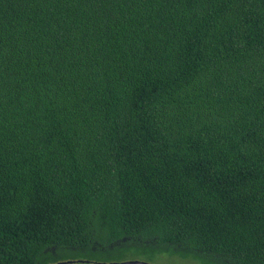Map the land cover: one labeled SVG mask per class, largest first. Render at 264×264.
I'll return each mask as SVG.
<instances>
[{"label":"trees","instance_id":"1","mask_svg":"<svg viewBox=\"0 0 264 264\" xmlns=\"http://www.w3.org/2000/svg\"><path fill=\"white\" fill-rule=\"evenodd\" d=\"M149 246L264 264V0H0V264Z\"/></svg>","mask_w":264,"mask_h":264},{"label":"rangeland","instance_id":"2","mask_svg":"<svg viewBox=\"0 0 264 264\" xmlns=\"http://www.w3.org/2000/svg\"><path fill=\"white\" fill-rule=\"evenodd\" d=\"M165 248V246H164ZM175 251V248H173ZM91 255L79 253L69 248H64L59 251L58 255H64V259L67 258H91L102 262H123L126 260H138L152 264H203L201 260L193 259L192 257H183L176 253H172L170 250L164 252H156L153 246H149L143 250L139 248H132L126 253L117 251L115 254L104 252L101 253L92 248Z\"/></svg>","mask_w":264,"mask_h":264},{"label":"water","instance_id":"3","mask_svg":"<svg viewBox=\"0 0 264 264\" xmlns=\"http://www.w3.org/2000/svg\"><path fill=\"white\" fill-rule=\"evenodd\" d=\"M76 263H92V264H152V263H147L143 261H138V260H126L123 262H98V261H89V260H81V259H75V260H66V261H58L55 263H50V264H76Z\"/></svg>","mask_w":264,"mask_h":264}]
</instances>
